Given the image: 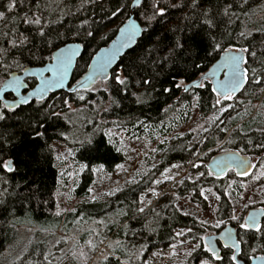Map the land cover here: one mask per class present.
Here are the masks:
<instances>
[{
  "label": "trees",
  "instance_id": "obj_1",
  "mask_svg": "<svg viewBox=\"0 0 264 264\" xmlns=\"http://www.w3.org/2000/svg\"><path fill=\"white\" fill-rule=\"evenodd\" d=\"M79 2L80 0H55V3H59L66 13L62 16V24L53 25L62 32L66 27L78 24L85 15L100 21L99 26L94 25L98 31V34L94 33V42L90 47H86L83 56L78 61L72 85L76 84L87 71L91 62L90 57L112 42L118 27L130 17L131 10L129 8L118 18H109L98 6H89L87 13L77 12L76 6ZM148 2L151 3V0ZM4 3L5 0H0V5ZM55 3L53 8H55ZM262 3L264 0H201L202 7L211 8L216 14L217 27L214 31L223 48L244 47L249 49L246 64L249 70V83L239 95L243 100L237 104L233 103L231 108L226 109L219 120L195 144H193V133H186L177 136L172 141L160 144L158 146L159 163L134 182L127 183L125 187L106 200L88 201L91 196L89 189L92 190L95 180L93 168L103 165L106 171L112 173L117 165L125 162L123 152H117V147L108 143L109 138L104 135L107 128H116L129 135L151 128V130L158 129L163 125L160 132L166 135L171 130L165 131L162 128H166L170 119L175 122L182 118L181 123L188 121L189 116L179 112L181 104H189L190 95L198 97V108L204 117L220 115L221 112L218 109L227 104V101H223L222 105L212 107L216 95L211 92L210 83L208 87L192 89L190 92H184V86L180 88L174 86L180 80L185 81L184 85L197 80L216 63L223 53V51L219 54L213 53L212 57L201 59L210 50L208 45L211 41L207 39V33L196 56L185 55L175 62H164L168 54L167 45L176 37L190 34L193 25H199L198 14L194 13L190 7L191 0H161V6L166 8L165 16L157 17L147 26L145 36L138 41L136 47L135 56L139 58V61H143L145 66H148L149 62L153 66L157 63L162 65V71L161 68H155V71L161 72L159 79L167 82L166 86L172 88V93L163 95L153 93V96L157 98L144 105L134 103V98L128 96L121 100L119 107L109 106V95L103 89L98 92L92 90L80 92L79 94L88 95L87 99L81 103L77 100L76 93L60 92L51 95L45 103L56 97L55 102L67 115V112H72L62 103L67 98L75 110L78 107L86 108L88 120L75 124L67 115V120L59 119L55 126H47L45 137L36 141L31 140L24 127L29 122V118L36 115L32 111L36 107V102L19 107L15 112H9L8 119L0 121V178L8 180V191L12 193L7 196L4 204L0 205V264H3L5 253L17 239V224L26 222L49 228L58 227L63 223L62 218L56 215L55 193L59 184V171L56 167L53 144L55 142L69 143V137L73 133L76 136L75 143L70 146L75 151L74 162L82 166L88 165L87 170L81 176L75 194L86 200L74 212L68 214L65 221L69 222L71 219H83L88 222L101 220L107 224L103 233L99 235L100 239L95 238L92 241L93 245H88L86 239L88 235L82 238L84 245L87 244L88 247L87 254L91 257L104 242L108 240L111 243L116 242L112 255L100 264H146L152 251L166 248L177 242L176 231L178 229H192V232L187 235L189 237L205 235V228L200 226V220L194 215L182 213L178 208V201L190 196L192 203L200 205L205 210L208 207L204 198L206 189H211L220 196L216 213L217 220L223 221L226 225L235 226L238 229L240 240L245 242L242 243V259L245 253L253 254L252 248L257 249L255 255H264V250H261V246H264V221L261 224L262 233H255L245 232L239 227L243 216L237 221L230 219L233 206L227 194L228 178L233 176L237 180L236 188L233 190L235 195L240 193L241 185L246 180V178L237 177L233 171H230L227 177L217 179L208 174L206 164L202 169L203 176L187 180L174 195L159 199L155 205L145 209L144 213L135 211L141 207V199H144L157 177L172 165L178 164L192 169L191 165L200 160L201 155L216 148H218L217 152L236 150L252 158L264 159V147H259L264 144V13L262 14L257 9ZM229 4L231 5L229 15L225 16L223 8ZM93 7H95L94 12ZM112 7H114L113 2L105 4V8ZM69 9L72 14H67ZM0 10L3 8L0 7ZM134 14L141 25H147L142 10H135ZM52 19H56L55 12L52 14ZM103 25L107 27L100 30ZM20 27L24 30L22 24ZM241 32L245 33L243 37L240 36ZM68 42L73 41L69 39ZM60 46L63 44L61 43ZM148 48L154 50L150 53L146 52ZM252 53L255 55L253 56ZM131 59L132 56L126 54L121 61L129 63ZM194 62H199L201 67H194ZM27 66L37 67L39 65L32 63ZM13 71L22 72L19 69H13ZM7 78L5 74L0 73L1 84ZM108 83L111 84V81ZM99 84L104 85V83ZM259 101L262 103L257 107ZM106 105L107 108H105ZM2 106L3 103L0 102V107ZM78 112H81V109ZM59 131H64L68 139L60 136ZM212 157V154L207 155L202 161L208 163ZM9 162L15 171L8 172L4 169L3 165ZM29 196L31 198L27 199L26 197ZM221 229L207 225V233L216 234ZM46 251L47 244L43 241H36L30 245L20 261L13 263L51 264L46 259ZM227 251L223 249L222 254ZM206 256L207 254L202 249L198 250L188 259V264H199L200 260ZM73 264L77 263L73 262Z\"/></svg>",
  "mask_w": 264,
  "mask_h": 264
},
{
  "label": "snow or ice",
  "instance_id": "obj_2",
  "mask_svg": "<svg viewBox=\"0 0 264 264\" xmlns=\"http://www.w3.org/2000/svg\"><path fill=\"white\" fill-rule=\"evenodd\" d=\"M110 2L114 3V7L105 8V4ZM54 3L55 0H5V3L0 5L3 8L0 10V73L8 77L7 81L0 87V99H3L4 93L9 89L15 92L18 97L13 103H3V106L0 107V121L8 119L9 112H15L21 105H30L35 100L36 107L32 111L36 115L29 118V122L24 126L32 141L42 140L46 135L47 126H55L59 119L67 120L66 113L55 102L56 97H53L48 103L45 101L50 93L66 87V81L76 58L80 57L86 47H90L91 43L94 42V33L98 34L97 27L94 25H100V21L85 15L78 24L66 27L62 32L53 25L62 24V16L66 13L59 3H55V8H53ZM89 6L100 7L109 18H118L129 8L134 11L142 10L147 25H141L131 17L127 18L123 25L118 27L119 35L111 42V46L99 49L90 57L91 63L88 65L90 72L82 80L77 81L76 87H70L68 91L76 93L79 100H84L85 97L79 95L81 90H92L94 81L99 79L105 85L103 90L109 95V106L115 105L116 107H119L121 100L128 96L134 98V103L144 105L157 98L153 96V93H159V95L172 93V88L166 86L167 82L159 79L161 72L155 71V68H161L162 71V65L157 63L153 66L149 62L148 66H145L144 62L139 61V58L135 56L138 41L145 36L147 26L157 17L163 18L166 14V8L161 6V0H151V3L148 0H123V2L121 0H80L79 5L76 6V11L87 13ZM190 7L194 13L198 14L199 25H193L190 34L184 37H176L167 45L168 54L164 58V62H175L185 55L196 56L205 40V33H207V39L211 41L208 45L210 50L201 59H208L213 56V53L219 54L221 51L225 54L212 66L210 73L200 75L198 82L183 87V91L190 92L193 88H205L211 83L213 85L211 92L216 94V100L212 107L216 108L218 105H222V100L232 99V94L249 80V70L242 67V63H247L244 54L249 52V49L244 47L223 48L214 31L217 24L216 14L213 10L202 7L201 0H191ZM230 8V4L224 7L223 15L228 16ZM94 11L95 7H93ZM53 12L56 13L55 20L52 19ZM67 14H72L70 9ZM21 24L24 26V30H21ZM103 27H107V25L101 26L100 30ZM173 31L175 30L173 29ZM244 35L245 33H240L241 37ZM69 39L73 42L69 43ZM61 43L63 46H60ZM153 50V48H148L145 51L150 53ZM124 54L132 56L130 62L123 63L120 61L114 68V63L118 61V57ZM252 55L254 56L255 53ZM32 63L39 66H27ZM193 66L200 68L201 64L194 62ZM13 69L22 70L25 77L35 78L38 81L26 95H20V91L22 88L27 89L29 85L26 79L14 72ZM220 73H223L224 79H214ZM108 81H111V84ZM255 82L259 83V81ZM184 84L185 81L180 80L174 86L180 88ZM134 87L135 90H133ZM196 99L198 100V97ZM62 103L67 109L72 110V104L67 98ZM218 111L222 113L226 111V107L221 106ZM210 119H213L214 122L219 120V116ZM59 135L68 139L64 131H59ZM104 135L109 138L108 143L112 144L111 132H105ZM249 143H251L250 140ZM259 147H264V144L259 145ZM116 151L119 152L121 149L116 148ZM192 166L200 168L201 164L193 163ZM233 166L240 169L236 173L239 176L248 175V168L251 167L247 158L238 153H231L220 160H214L212 167H208L207 171L209 175H213L214 169L225 171ZM3 167L8 172L15 171L10 162L4 164ZM83 167L87 168L88 165H83ZM117 167L123 168V165H117ZM102 168L103 165H100V169ZM199 175L203 176L204 173L201 172ZM160 182L159 180L155 181L157 184ZM8 183V180L0 178V205L4 204L8 195H12L8 191ZM209 191L211 190L209 189ZM153 195L158 196L159 193L153 190ZM26 198L30 199L31 197ZM216 199L219 200L220 196H216ZM140 203H144L143 199ZM135 211L144 213L145 208L138 207ZM184 214L187 215V213ZM258 214L264 215V208H261L259 213L245 217L239 223V227L245 232L262 233V226L257 221ZM230 219L237 221L240 218L233 211ZM199 223L201 227L205 228V235H193L192 239L197 242L192 245L186 255L191 256L192 253L202 249L207 256L200 260V264H247L248 261H251L252 264H264V255H255L256 248L251 249L253 254L245 253L244 258H241L243 253L241 244L245 242L233 239L231 230L221 233L219 237L223 241V248L228 249L227 252L221 254L213 236L207 233L208 221L201 220ZM222 223L223 221L218 220L211 227L220 228ZM191 232L192 229L181 230L176 233V236H186ZM261 250H264V246H261Z\"/></svg>",
  "mask_w": 264,
  "mask_h": 264
},
{
  "label": "rangeland",
  "instance_id": "obj_3",
  "mask_svg": "<svg viewBox=\"0 0 264 264\" xmlns=\"http://www.w3.org/2000/svg\"><path fill=\"white\" fill-rule=\"evenodd\" d=\"M257 9L263 14L264 3ZM104 87L105 85L97 84L92 91L98 92L104 89ZM79 95H83L85 99H87L88 96L84 93ZM190 96L188 100L189 104H181L179 112L180 114L185 113L188 115V121L181 123L182 118L175 122L170 119L168 121L170 123L166 128H162L165 131L168 129L171 130L166 135L160 132V128L163 127V125L158 129L151 130V128L144 132L130 133L129 135L127 132L116 128L106 129V132H111L112 134V144L120 148L125 155V162L121 164L123 168L117 167L112 173L106 171L104 168H93L95 180L88 201L106 200L112 194L125 187L127 183L134 182L137 178L153 169L160 161V154H158V146L160 144L169 142L170 140L172 141L177 136H182L186 133H193V144H195L200 137L216 123L217 120L213 122V119H210L216 116L204 117L199 111L197 97ZM240 97L241 96H238L237 98L227 100V104L224 107L229 109L232 107L233 103H239L243 100ZM77 100L80 103L83 102V100H79L78 98ZM262 100L263 97L261 98V101ZM261 101L258 102L257 107L262 103ZM182 106L184 107L182 108ZM105 108H107V105ZM80 109L81 112H78ZM85 109V107L84 109L78 107L76 110L72 108V112H67V115H69V118L75 124L81 121L86 122L88 120V115ZM222 114L223 112L217 116L220 118ZM75 137V133H73L69 137V143L55 142L53 144L56 156V167L59 171V184L55 193L57 203L56 215L62 218L63 223L58 227L49 228L26 222L17 224V239L5 253L3 264H14L13 262L17 263L20 261L30 245L36 241H43L47 244L46 258L51 264H73V262L77 264H100L112 255V249L116 242L111 243L109 240L104 242L94 256L91 257L87 254V244L84 245L82 240L85 235H88V238H86L88 245H93L92 241H94L95 238L100 239L99 235L102 234L106 228L107 224L105 222L101 220L88 222L83 219H71L69 222L68 220L65 221L67 215L74 212L76 208L86 200L77 197L75 194L81 176L87 170V168L74 162L75 151L70 145L75 143ZM121 141H123V143H121ZM217 151L218 148L212 149L201 155L200 160L195 162L201 164L200 168H194L192 166L193 164L191 165L192 169L178 164L170 166L157 177L156 180L161 182L159 184L154 182L149 188L141 207L148 209L155 205L159 199L174 195L176 190L187 180L201 177L199 173L202 172L203 166L207 164L202 161V159L210 154L214 156L217 153L225 152ZM57 157H60V159H57ZM252 160L255 165L254 170L252 174L245 177L246 180L241 185L242 189L239 194L235 195L233 192L237 185L235 177L229 176L227 183V194L232 203L233 211H235L237 217L243 216V219L250 210L264 208V159L252 158ZM153 190L159 193V195H153ZM213 193L215 192L213 190L209 191V189L204 191V198L207 197L206 201L208 203V207L205 210L202 209L200 205L192 203L190 201V196L179 199L178 208L182 213L194 215L200 221L207 220L208 225L211 226L218 221L216 213L219 200L216 199L218 195L216 193L213 195ZM149 201L151 203H148ZM224 226H226V223H222L220 228ZM180 231L181 229H178L176 233ZM185 231H187V229ZM209 234L213 235L214 232ZM187 235L178 236L175 244L152 251L145 263L188 264V259L195 252L192 253L191 256L186 255V253L197 241ZM173 245H175V248H173ZM245 249L247 250V248H244V250Z\"/></svg>",
  "mask_w": 264,
  "mask_h": 264
},
{
  "label": "water",
  "instance_id": "obj_4",
  "mask_svg": "<svg viewBox=\"0 0 264 264\" xmlns=\"http://www.w3.org/2000/svg\"><path fill=\"white\" fill-rule=\"evenodd\" d=\"M134 12H135L134 10H132V9L130 10V17H131L133 20H135V21H137L138 23H140V22L136 19ZM147 30H148V29H147ZM118 35H119V33H118V31H117V34H116V36H115V38H114L113 40H115V39L117 38ZM113 40H112V41H113ZM110 46H111V43H110L108 46H105V47H103V48H107V47H110ZM98 51H99V50H98ZM83 53H84V51L82 52V54H81L80 57H77V58H76V61L74 62L73 67H72V69L70 70L69 78H68V80L66 81V87H65L64 89L57 90V91H55L54 93H50L49 96H48V98H49L51 95L58 94V93H60V92H66V93H68V94H75L74 92H69L68 89H69L70 87L74 88V87L77 86V83L74 84V85H72L73 75H74V72H75V70H76V67H77L78 61H79V59L83 56ZM224 54H225L224 52L221 54V56H220L219 59L216 61V63L220 60L221 57H223ZM125 55H126V54L122 55L121 57H118V61H117L116 63H114V66H113L114 68L118 65V63L121 61V59H122ZM244 55H245V57H246V59H247V53H245ZM90 63H91V62H90ZM216 63H215V64H216ZM246 64H247V63H246ZM246 64H243V63H242V67H246ZM211 68H212V67H211ZM211 68H210L206 73H210ZM246 68H247V67H246ZM89 72H90V68L88 67V68H87V71L85 72V74H84L79 80H82V79L85 77V75H87ZM17 74H19V75H21L22 77H24V78L26 79V82H27L28 80H31V79H32V80H35V78H27V77H25L23 71H22L21 73H18V72H17ZM199 78H200V77H199ZM199 78H198L197 80L193 81L192 83H189V84L184 85V87H187V86H189V85H191V84H193V83H195V82H198V81H199ZM7 79H8V78H7ZM7 79H6L5 81H3V83L0 85V87L3 86V84L7 81ZM214 79H220V80H223V79H224V75H223V73H220L219 76H218L217 78H214ZM79 80H78V81H79ZM36 81H37V80H36ZM37 83H38V81H37ZM99 83H103V82L100 81L99 79L95 80V81H94V87H95L97 84H99ZM248 83H249V80H248L246 83H243L242 86H241L240 88H238V89L232 94V98H233V97H237V96H239V95L244 91V89L246 88V86L248 85ZM210 84H211V83H210ZM211 86H213V85L211 84ZM31 89H32V88H31ZM31 89H29V87H28L27 89H23V88H22L21 91H20V95H26L28 91H31ZM193 89H198V88H193ZM81 92H86V91L81 90ZM214 94H215V93H214ZM215 95H216V94H215ZM10 96H12V98H9ZM17 99H18L17 94L9 89V90H7V92L4 93V95H3V99H0V102H2V103H5V102H7V103H13V102H14L15 100H17ZM32 102H36V101L33 100ZM32 102H31V103H32ZM24 106H28V105H21L20 107H24ZM231 153H238L240 156L247 158L249 164L251 165V167L248 168V173H249L248 175L252 174V172H253V170H254V166H255L254 163H253L252 158H251L250 156L245 155V154L241 153L240 151H236V150H233V151H225V152H221V153H217V154H215V155L209 160V162L207 163V169H208V167H212V165H213V161H214V160H220L221 158H223V157H225V156H227V155H229V154H231ZM230 171H233V172H235V174H236L237 171H240V169H236L234 166H233L231 169H227V170H225V171H221L220 169H214V174H213V176H214L215 178H217V179H223V178H225V177L229 174ZM248 175H246V176H239V175L236 174V176L239 177V178H245V177H247ZM260 209H261V208H260ZM260 209H252V210H250L246 217L252 215L253 213H259V210H260ZM257 221H258V223H260V225H261L262 222L264 221V215L258 214V215H257ZM229 230H231V232H232V234H233V239H236V240H238V241H241L240 238H239V232H238V229H237L235 226H233L232 224H227L226 226H224V228H223L219 233H217V234H213V235H212L214 241L217 243V247H218V248L220 249V251H221V254H222V252H223V249H225V248H223V241H221V240L219 239V237H220L221 233L227 232V231H229ZM251 232H253V231H251ZM241 247H242V249H243V245H242V244H241ZM225 250H228V249H225ZM241 258H242V255H241ZM247 264H252V262H251V261H248Z\"/></svg>",
  "mask_w": 264,
  "mask_h": 264
},
{
  "label": "flooded vegetation",
  "instance_id": "obj_5",
  "mask_svg": "<svg viewBox=\"0 0 264 264\" xmlns=\"http://www.w3.org/2000/svg\"><path fill=\"white\" fill-rule=\"evenodd\" d=\"M27 83H28V85H29V89H31V88L37 83V81L31 79V80H28ZM9 98H12V96H10ZM223 228H224V227H223ZM223 228H222V229H223ZM222 229H221V230H222ZM221 230H220V231H221ZM216 234H217V233H216Z\"/></svg>",
  "mask_w": 264,
  "mask_h": 264
}]
</instances>
